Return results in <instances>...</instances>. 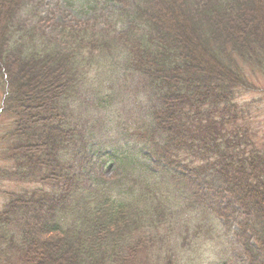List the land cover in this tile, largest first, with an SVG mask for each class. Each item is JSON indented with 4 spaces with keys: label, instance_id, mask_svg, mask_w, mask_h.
Returning <instances> with one entry per match:
<instances>
[{
    "label": "trees",
    "instance_id": "obj_1",
    "mask_svg": "<svg viewBox=\"0 0 264 264\" xmlns=\"http://www.w3.org/2000/svg\"><path fill=\"white\" fill-rule=\"evenodd\" d=\"M41 2L0 0V116L9 121L0 142L11 163L0 179L45 186L8 193L0 264H182L188 236L154 241L155 228L167 220L176 231L175 213L213 210L231 228L234 206L244 212L235 231L243 254L264 264V158L233 100L250 69L264 80V0H116L104 26L95 15L104 0H92L93 23L48 34L22 20L39 16ZM95 59L116 79L133 73L146 104L133 135L154 167L150 156L114 150L128 179L122 191L98 175L87 181L76 151L67 155L83 135L76 119L88 109L79 113L78 100ZM145 226L152 241L134 240Z\"/></svg>",
    "mask_w": 264,
    "mask_h": 264
},
{
    "label": "rangeland",
    "instance_id": "obj_2",
    "mask_svg": "<svg viewBox=\"0 0 264 264\" xmlns=\"http://www.w3.org/2000/svg\"><path fill=\"white\" fill-rule=\"evenodd\" d=\"M41 1L40 7L36 10L39 16H33L29 10L23 15L24 18L22 19L26 25L36 26L41 34L50 33L55 29L52 25L56 24L83 26L95 21L96 17L92 18L94 14H91L93 9L90 8V1L92 0ZM70 3H74L75 6L71 7ZM96 5L98 11L95 15L99 18L101 26L105 25L104 15L121 8L116 0H104L103 3ZM81 9H83V12ZM114 13L112 12V15ZM115 18V15H113L112 23ZM260 19H262V16ZM110 29L109 27L106 31ZM258 56L264 59L261 53ZM237 63L239 64V62ZM110 66V63L105 60L95 59L87 72L89 74L87 82H90L91 86L89 90L84 92L83 99L78 98L79 100H77L81 107L79 113H83L87 109L89 111L91 107L92 109L89 113H87L88 111L83 113V117L79 116L76 119V125L79 130H82L83 135L68 150L67 155L69 156L71 152L75 153L76 151L73 166L78 174L85 177L87 181L98 175L110 180L113 187L122 191L125 189L128 179L123 176L124 168L117 160L122 156H116L114 150L126 151V155L136 156L141 161L145 160L144 156H150V159H147L150 168L154 167V159L144 146V142H140L133 135V132H137L138 121L142 120L146 113V104H143L140 94L139 79L132 75L133 73H128L127 76L116 79L112 74L113 66L111 68ZM250 70L251 73L247 71L251 81L250 86L238 88L233 93V100L239 105L242 111L241 116L245 119L243 125L244 127L247 126L249 143L264 158V80L257 75L258 72ZM257 84L261 86L260 90L256 87ZM1 105L0 98V111ZM7 127H9V121L7 119L4 121V115L0 116V136ZM4 146L5 143L0 142V168H5L11 164L3 160L2 149ZM243 149L246 153L250 151V148L246 149V146H243ZM40 187L45 186L0 179V209L9 201L8 193ZM225 199L228 198L225 197ZM219 204L225 207L226 202L222 201ZM234 207L237 210L235 216L237 219L231 228V224L229 226L225 223L224 218L220 217L218 210L209 213L211 216L196 215L192 218H189V215L185 216L181 212H177L175 213L176 218L174 217L173 220L176 231L168 227L167 223L169 221L166 220L167 223H161L155 228L153 240L163 241L168 237H172V241H178L176 237L188 236L187 239L192 244L188 247L187 252L182 251L179 254L182 264H249L248 259L243 254L242 245L235 234V231L239 228L238 221L244 219V212L238 206ZM226 213L228 214L230 211ZM140 234L137 232L134 240L138 239L137 237H142L147 241H152V230L149 226L143 227L142 235ZM179 241L183 240L179 238ZM149 255H151L150 252Z\"/></svg>",
    "mask_w": 264,
    "mask_h": 264
}]
</instances>
